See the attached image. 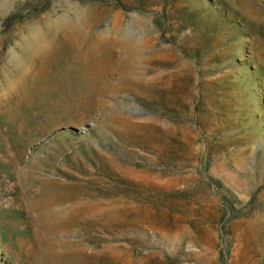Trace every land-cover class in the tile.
I'll use <instances>...</instances> for the list:
<instances>
[{"label":"rangeland","instance_id":"obj_1","mask_svg":"<svg viewBox=\"0 0 264 264\" xmlns=\"http://www.w3.org/2000/svg\"><path fill=\"white\" fill-rule=\"evenodd\" d=\"M0 264H264V0H0Z\"/></svg>","mask_w":264,"mask_h":264}]
</instances>
